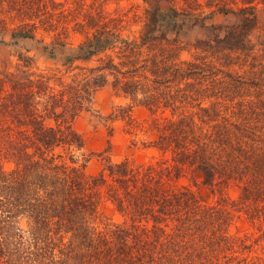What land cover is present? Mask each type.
<instances>
[{"label":"trees","instance_id":"obj_1","mask_svg":"<svg viewBox=\"0 0 264 264\" xmlns=\"http://www.w3.org/2000/svg\"><path fill=\"white\" fill-rule=\"evenodd\" d=\"M145 1L153 7L147 29L140 43L127 48L153 46L191 23L205 33L195 44L201 51L194 61L168 64L156 55L110 60L54 86L46 74L2 73L0 264H241L252 250L230 226L237 211L264 222V56L258 62L254 53L257 47L264 52V36L251 38L260 22L257 7L223 10L236 19L225 26L206 24L212 14L198 20L187 13L180 22L177 9L163 11L160 0ZM2 36L0 30V44ZM41 43L23 29L10 34L9 44L28 52ZM110 46L108 33L97 34L64 64L89 60ZM42 50L58 59L52 44ZM104 70L115 71L116 86L148 107L157 136L143 145L158 156L140 163L107 158L97 175H88L85 143L73 121L106 84ZM188 174L213 193L237 182L239 199L204 202L180 182ZM102 200L113 204L122 224L96 226Z\"/></svg>","mask_w":264,"mask_h":264},{"label":"rangeland","instance_id":"obj_2","mask_svg":"<svg viewBox=\"0 0 264 264\" xmlns=\"http://www.w3.org/2000/svg\"><path fill=\"white\" fill-rule=\"evenodd\" d=\"M248 4L257 7L256 12L260 19L258 29L251 35V38L257 41L259 35L264 36V0L159 1L163 11L175 8L181 12L180 22H185L183 15L187 13L198 20H204L212 14V19L205 20L206 24L225 26H230L236 19L230 13L224 14L223 10H238ZM152 9L151 3L145 0H0V30L4 38V43L0 44V77H3L2 73L11 74L27 70L30 73L53 77L50 84L54 86L59 78L69 82L74 74H88L89 68L103 65L110 60L121 64L135 59L153 58L156 55L158 60H164L168 64L172 62L181 65L186 60L194 61L195 54L201 51L195 44L203 40L205 33L198 26L191 28V23H184L177 35L170 32L167 40L157 41L153 46L148 47L146 44L144 47L135 48L133 52L127 48L128 44L142 41V35L147 29L149 11ZM193 18L191 17L190 21L194 22ZM164 28L165 25H160V29ZM21 29L33 33L44 43L52 44L59 50L58 59L48 57L47 52L42 50L44 43L33 44V50L30 52L25 48L10 45V34ZM160 32L161 30L158 34ZM105 33L109 34L112 44L108 50L89 60H77L72 66L64 64L75 56L72 54L74 48L97 34ZM259 49L257 47L254 53L259 57L258 62H261L260 58L264 56V52ZM127 68L129 66H124L122 70ZM230 69L240 74L245 73L238 66ZM114 72L104 70L108 77L106 84L95 91L92 102L88 103L87 108L73 121L74 129L85 143L82 152L88 160L85 166L88 175H97L107 158L114 162L129 158L140 163L155 161L158 156L156 149L143 145V142L152 141L157 136L148 107L133 102L121 87L116 86ZM161 110L162 108H159L157 116L162 115ZM48 123L54 124L50 120ZM80 161H83L82 157ZM189 176L190 174L183 177L180 182L196 191L204 202L215 204L222 197L230 201L239 199L241 188L237 182L233 181L229 186L223 187V190L213 193L207 186H196ZM99 210L100 217L95 223L99 228L107 224L123 223V216L110 201L102 200ZM18 224L26 229V218H20ZM230 231L246 238L247 244L251 245L252 250L248 249L244 255L246 260L241 264H264V222L261 219L252 221L246 212L237 211Z\"/></svg>","mask_w":264,"mask_h":264}]
</instances>
